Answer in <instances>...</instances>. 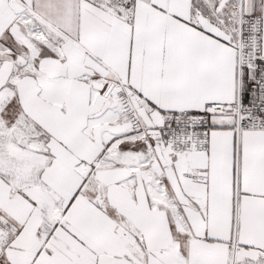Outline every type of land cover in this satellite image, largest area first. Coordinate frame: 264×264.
<instances>
[{"label": "snow or ice", "instance_id": "1", "mask_svg": "<svg viewBox=\"0 0 264 264\" xmlns=\"http://www.w3.org/2000/svg\"><path fill=\"white\" fill-rule=\"evenodd\" d=\"M0 264H264V0H0Z\"/></svg>", "mask_w": 264, "mask_h": 264}]
</instances>
